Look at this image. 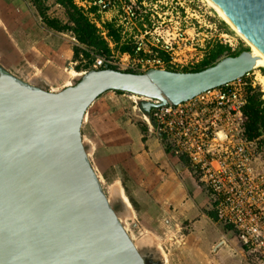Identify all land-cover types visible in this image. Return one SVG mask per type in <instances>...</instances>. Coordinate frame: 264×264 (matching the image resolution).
<instances>
[{
  "label": "water",
  "instance_id": "water-1",
  "mask_svg": "<svg viewBox=\"0 0 264 264\" xmlns=\"http://www.w3.org/2000/svg\"><path fill=\"white\" fill-rule=\"evenodd\" d=\"M211 1L264 55V0ZM257 60L244 50L196 72L89 69L58 91L0 65V264H147L89 159L87 109L120 91L148 117L244 77Z\"/></svg>",
  "mask_w": 264,
  "mask_h": 264
},
{
  "label": "rangeland",
  "instance_id": "rangeland-1",
  "mask_svg": "<svg viewBox=\"0 0 264 264\" xmlns=\"http://www.w3.org/2000/svg\"><path fill=\"white\" fill-rule=\"evenodd\" d=\"M76 2L82 8L83 5L87 6L79 0ZM145 3L146 7H141L140 16L126 31L125 36L138 35L147 30L154 36L160 34L164 38H172L180 30L183 33L181 40L184 41L180 43L181 50L177 58L182 62H185L184 60L191 62L193 64L191 69L199 66L208 45L215 41L228 44V40L218 41L217 35L221 33L228 35L235 48L233 51L240 48H249L251 51V47L205 0H145ZM44 6L47 17L64 20L63 10L54 0L46 1ZM84 12L88 15L85 9ZM97 14L104 15L103 12ZM97 14H94L95 18ZM113 14L118 20L117 15L120 12ZM143 15L148 16L150 24L142 20ZM99 25L101 26V23ZM169 32L171 34L167 37ZM177 39L178 37L175 40ZM75 46L78 44L72 33L49 28L31 0H0V65L8 72L25 82L58 91L74 83L78 74L93 69L92 63L87 67V60L81 53L78 57L75 56ZM113 52L114 60L119 62L117 60L120 54L117 53V49L113 48ZM261 68L263 67L252 69L244 78L254 88L259 89L261 99L264 101V83L261 80L264 74ZM109 93L112 91H107L98 98ZM114 94L120 96L125 93ZM125 95L124 101L127 103L108 106L98 118L90 115L89 108L92 105L87 109L81 127L83 143L106 196L119 213L124 227L141 250L146 263L186 264L183 263V252L186 250L183 247L195 245V238L189 237L193 231L192 226H188L191 221H185L184 217L179 218L168 208L162 211L159 206L156 207L153 198L144 196L143 190L136 189L140 195L132 198L127 182L121 184L114 179V174L123 170L120 163H116L122 154L121 142L116 134L121 131L124 120L133 118L140 127L142 136L146 135L147 139L151 137L146 133V128H143L145 125L140 120L141 113L136 108V98ZM107 125H110L109 129L113 131L104 130ZM144 149L145 146L141 145L140 151L143 152ZM153 149L157 150V146L153 145ZM119 188L127 197L129 205L123 203L117 191ZM196 188L205 196L202 200L209 207L205 192L187 180L186 190L190 196L195 197ZM168 189L171 191L172 187ZM213 223V220L200 221L198 229L201 245L208 243L217 235V228L215 229ZM219 223L216 227L230 238L232 234ZM165 259L168 262H165Z\"/></svg>",
  "mask_w": 264,
  "mask_h": 264
},
{
  "label": "built area",
  "instance_id": "built-area-1",
  "mask_svg": "<svg viewBox=\"0 0 264 264\" xmlns=\"http://www.w3.org/2000/svg\"><path fill=\"white\" fill-rule=\"evenodd\" d=\"M79 1L87 5H83L87 13L92 6L97 7L96 13L120 12L116 22L123 36L120 42L132 46V53L117 50L120 58L116 62L115 43L96 22L94 13L89 12L90 20L111 48L108 57H94L93 69L116 66L118 70L133 73L148 69L192 70L191 62L177 58L180 43L184 41L180 30L172 38L154 36L147 30L138 35L129 34V38L125 36L140 16L137 0H128L120 6L119 0ZM141 6L146 7L145 0ZM217 37L218 41L228 40V44L219 43L233 52L235 48L227 34ZM160 52L165 58L159 56ZM244 77L177 105L155 107L148 117L140 112L139 117L148 135L157 136L172 155L187 160L198 182L210 194L217 221L233 228L244 264H264V134L249 139L244 133L242 109L248 85Z\"/></svg>",
  "mask_w": 264,
  "mask_h": 264
},
{
  "label": "crops",
  "instance_id": "crops-1",
  "mask_svg": "<svg viewBox=\"0 0 264 264\" xmlns=\"http://www.w3.org/2000/svg\"><path fill=\"white\" fill-rule=\"evenodd\" d=\"M113 13H116V11L105 12L103 16H98L96 13L95 20L99 24L104 21L117 22ZM123 95L126 96L125 94ZM123 95L116 96L112 92L98 98L89 108L90 115L98 118L108 106L127 103L124 101L126 97ZM124 121V124L121 125V131L116 134V137L121 142L120 150H122V154L118 158L119 161L116 163H120L123 170L116 172L114 179H117L116 181L121 184L127 182L132 198L140 195L137 190H143L144 196L153 198L156 207L159 206L162 211L168 208L179 218L184 217L185 221H191L188 223V226L191 225L193 231L189 234V237L191 239L195 238V245L183 247V249H186L183 252V263L244 264L242 248L234 232L225 229L221 223L212 219L210 214L213 213V207L210 203V194L198 182L187 160L183 157H176L168 152L157 136L149 135L151 137L148 139L145 138L146 135L142 136L141 129L133 121V118H126ZM109 128L110 125H107L104 127V130L113 131ZM144 142L145 144H143ZM141 145L145 146L143 152L140 151ZM153 145L157 146V150L153 149ZM187 180L191 181L193 185L199 186L200 191L205 192L209 207L204 204L202 198L205 196L197 188L195 189V197L189 195L186 190ZM169 187H172L171 191H169ZM133 190L135 194H133ZM117 191H119L122 200L129 205L130 203L121 189L119 188ZM201 220L209 222L213 220V226L215 229L217 228L215 238L203 245L200 244V230L198 229ZM217 223L221 224L225 230L232 234L230 238L226 237V233L216 227ZM165 262L168 261L165 259Z\"/></svg>",
  "mask_w": 264,
  "mask_h": 264
},
{
  "label": "trees",
  "instance_id": "trees-1",
  "mask_svg": "<svg viewBox=\"0 0 264 264\" xmlns=\"http://www.w3.org/2000/svg\"><path fill=\"white\" fill-rule=\"evenodd\" d=\"M48 0H31V2L38 8L39 14L44 20L45 24L58 32H70L75 38L78 46L74 47V54L76 57L81 55L87 60V67L93 62L95 56L108 57L111 53L106 39L101 35L100 29L96 24L90 20L89 16L84 10L79 7L74 0H54L59 5L64 13V20L58 18H51L46 16V8L44 3ZM128 0H119L118 5ZM144 0H137L139 7ZM97 12V7L92 6L88 13ZM142 20L148 24V16L143 15ZM103 29L106 30V35L115 43V48L120 52L132 53V46L121 43L122 39L121 28L116 25L115 21H104L101 23ZM81 47V48H80ZM249 51V48H240L237 51H231L226 45L214 42L206 47V54L199 66L190 72L200 71L208 66L218 62L221 58L226 56H236L242 51ZM159 56L165 58V55L160 52ZM111 68L117 69L116 66ZM264 74V68H261ZM245 79V78H244ZM122 94L123 92L115 91ZM244 117V133L249 139L257 138L264 134V101L261 99V92L254 88L250 82L246 87V103L242 109ZM145 129V127H143ZM168 151V149H167ZM169 152V151H168ZM212 219L217 221V216L213 208V213L210 214ZM225 229L234 231L232 227L222 224Z\"/></svg>",
  "mask_w": 264,
  "mask_h": 264
},
{
  "label": "bare ground",
  "instance_id": "bare-ground-1",
  "mask_svg": "<svg viewBox=\"0 0 264 264\" xmlns=\"http://www.w3.org/2000/svg\"><path fill=\"white\" fill-rule=\"evenodd\" d=\"M207 1L218 13V15H220L224 21L227 22V24L251 47V52L254 55L258 56V60L256 61V66L254 68L257 67H263L264 68V55L257 50L253 44L247 40L238 30L235 26H233V24L228 20V18L223 14V12L211 1V0H205ZM262 82L264 83V77H261Z\"/></svg>",
  "mask_w": 264,
  "mask_h": 264
}]
</instances>
